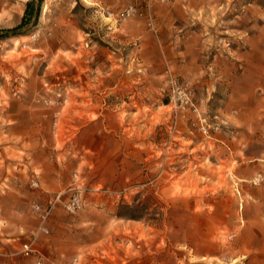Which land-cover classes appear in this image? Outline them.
I'll list each match as a JSON object with an SVG mask.
<instances>
[{
    "label": "rangeland",
    "instance_id": "374dc122",
    "mask_svg": "<svg viewBox=\"0 0 264 264\" xmlns=\"http://www.w3.org/2000/svg\"><path fill=\"white\" fill-rule=\"evenodd\" d=\"M27 2L0 0V30L21 23ZM171 2L44 0L35 25L0 39V144L17 143L11 117L24 106L47 116L37 144L76 168L32 204L36 229L16 255L264 264V0H207L163 41L150 22ZM36 205L51 208L45 220ZM55 219L75 237L70 256L38 250L49 234L38 228Z\"/></svg>",
    "mask_w": 264,
    "mask_h": 264
},
{
    "label": "crops",
    "instance_id": "0c3cea01",
    "mask_svg": "<svg viewBox=\"0 0 264 264\" xmlns=\"http://www.w3.org/2000/svg\"><path fill=\"white\" fill-rule=\"evenodd\" d=\"M207 0H172L168 5L156 6L158 16L151 19V25L160 29L159 39L167 40L171 30L170 26L189 23V10L206 7ZM173 11L184 15L182 19L173 16ZM142 25L139 32H134L140 37L147 34L148 30ZM11 119L18 122L12 130V137L17 143L0 144V264H33V258H24L16 255L21 242L25 241L36 229V220L32 214V204L38 200L42 203L49 202L53 192L66 180L74 167H65L54 163L51 151L45 140L37 144V121L47 120L46 115L38 114L22 106L12 114ZM46 138V137H45ZM37 180L40 189L32 187V182ZM48 228L49 234H40L37 247L43 254H53L61 258L64 253L70 256L76 249L75 237L68 239L66 228H57V221ZM72 241L73 246L65 252L67 242ZM3 252V253H1Z\"/></svg>",
    "mask_w": 264,
    "mask_h": 264
},
{
    "label": "trees",
    "instance_id": "16d2710c",
    "mask_svg": "<svg viewBox=\"0 0 264 264\" xmlns=\"http://www.w3.org/2000/svg\"><path fill=\"white\" fill-rule=\"evenodd\" d=\"M44 0H28L26 10L21 23L11 29L0 30V39L9 38L21 34L30 25H35L39 18L40 8Z\"/></svg>",
    "mask_w": 264,
    "mask_h": 264
},
{
    "label": "built area",
    "instance_id": "2783aa9c",
    "mask_svg": "<svg viewBox=\"0 0 264 264\" xmlns=\"http://www.w3.org/2000/svg\"><path fill=\"white\" fill-rule=\"evenodd\" d=\"M131 11L122 12L121 16L122 17L129 16L131 14ZM34 208L37 212L41 213V217L43 218V220L47 218V216L50 214V211H51V208L43 210L39 205L34 206ZM38 231L43 232V233H49L48 228L43 226V224L38 228ZM35 240H36V235H33V238L23 245V252L25 254H29L30 252L33 251V245H34Z\"/></svg>",
    "mask_w": 264,
    "mask_h": 264
},
{
    "label": "bare ground",
    "instance_id": "6f19581e",
    "mask_svg": "<svg viewBox=\"0 0 264 264\" xmlns=\"http://www.w3.org/2000/svg\"><path fill=\"white\" fill-rule=\"evenodd\" d=\"M47 7H48V6H47V4H46V5L44 6V9H47ZM44 13H45V12H44Z\"/></svg>",
    "mask_w": 264,
    "mask_h": 264
}]
</instances>
